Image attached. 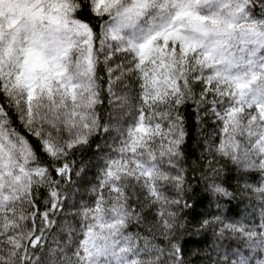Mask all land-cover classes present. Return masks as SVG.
I'll return each mask as SVG.
<instances>
[{
  "label": "snow or ice",
  "instance_id": "6c2138e0",
  "mask_svg": "<svg viewBox=\"0 0 264 264\" xmlns=\"http://www.w3.org/2000/svg\"><path fill=\"white\" fill-rule=\"evenodd\" d=\"M0 264H264V0H0Z\"/></svg>",
  "mask_w": 264,
  "mask_h": 264
}]
</instances>
